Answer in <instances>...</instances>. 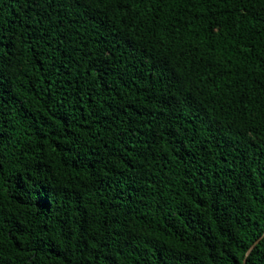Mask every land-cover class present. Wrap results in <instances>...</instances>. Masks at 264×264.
<instances>
[{"label":"trees","instance_id":"1","mask_svg":"<svg viewBox=\"0 0 264 264\" xmlns=\"http://www.w3.org/2000/svg\"><path fill=\"white\" fill-rule=\"evenodd\" d=\"M263 234L264 0H0V264H264Z\"/></svg>","mask_w":264,"mask_h":264},{"label":"water","instance_id":"2","mask_svg":"<svg viewBox=\"0 0 264 264\" xmlns=\"http://www.w3.org/2000/svg\"><path fill=\"white\" fill-rule=\"evenodd\" d=\"M264 235V234H263ZM259 241V239L248 249L247 253H246V258L245 261L247 259V256L250 254V252L252 251V249L254 248L255 244Z\"/></svg>","mask_w":264,"mask_h":264}]
</instances>
